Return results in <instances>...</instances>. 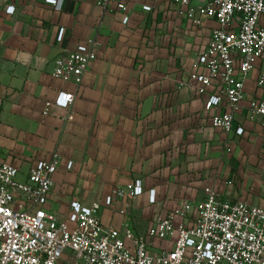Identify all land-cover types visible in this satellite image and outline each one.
I'll use <instances>...</instances> for the list:
<instances>
[{"label": "crops", "instance_id": "1", "mask_svg": "<svg viewBox=\"0 0 264 264\" xmlns=\"http://www.w3.org/2000/svg\"><path fill=\"white\" fill-rule=\"evenodd\" d=\"M61 1L57 9L46 0H0V162L13 164L26 181L39 161L59 154L46 210L63 221L73 202H101L105 226L145 234L157 214L184 200L201 202L207 187L264 208V131L248 110L264 95L259 68L235 114L242 136L214 128L204 110L207 95L181 85L216 22L196 28L170 0H123L126 11L118 0L107 8L98 0ZM90 43L97 58L80 88L52 76L57 56ZM62 91L76 93L69 118L47 105ZM138 180L144 192L133 196ZM74 259L66 252L57 264Z\"/></svg>", "mask_w": 264, "mask_h": 264}, {"label": "built area", "instance_id": "2", "mask_svg": "<svg viewBox=\"0 0 264 264\" xmlns=\"http://www.w3.org/2000/svg\"><path fill=\"white\" fill-rule=\"evenodd\" d=\"M46 1L62 6L61 0ZM98 1L107 8L112 0ZM170 1L177 16L196 28L206 20L216 22L195 70L181 85L191 84L199 96L207 95L204 110L214 128L242 136L244 128L234 126L235 114L257 68V84L264 92V0ZM117 8L126 11L127 4L118 0ZM5 12L14 14L15 7L7 5ZM64 34L61 29L58 43ZM96 58L93 43L65 50L55 59L52 76L80 88ZM75 98L76 93L62 91L47 105L65 109L69 118ZM248 110L264 131V95L250 100ZM59 159L54 153L39 161L26 181L18 179L13 164L0 162V264H57L66 252L74 255L73 264H264V208L225 199L211 187L201 202L184 200L157 214L145 234L130 226H105L101 202H73L67 219L58 220L46 205ZM143 192L142 180L130 186L133 196ZM116 194L124 191L118 187ZM112 202L109 196L104 205Z\"/></svg>", "mask_w": 264, "mask_h": 264}]
</instances>
